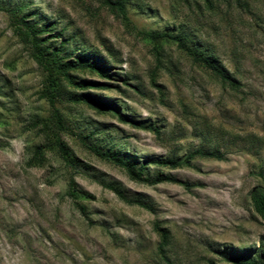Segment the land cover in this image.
<instances>
[{"label": "rangeland", "instance_id": "rangeland-1", "mask_svg": "<svg viewBox=\"0 0 264 264\" xmlns=\"http://www.w3.org/2000/svg\"><path fill=\"white\" fill-rule=\"evenodd\" d=\"M211 2L127 0L126 28L101 0H0L3 8H19L15 17L0 9V264H207L241 252L264 257V220L250 197L253 189L264 190V0ZM22 16L48 28L43 42L62 57L102 64L110 77L89 68L71 74L103 89L61 80L52 103L46 72L14 30ZM149 31L185 35L210 52L237 88L222 85L174 42L140 33ZM80 94L114 111L74 101ZM91 146L110 148L136 166L182 160L198 148L223 157L195 156L177 167L152 163L145 175L184 184H147ZM71 183L85 196L69 195ZM155 222L170 232L168 261L157 254Z\"/></svg>", "mask_w": 264, "mask_h": 264}, {"label": "trees", "instance_id": "trees-1", "mask_svg": "<svg viewBox=\"0 0 264 264\" xmlns=\"http://www.w3.org/2000/svg\"><path fill=\"white\" fill-rule=\"evenodd\" d=\"M204 1L208 5H212L211 0ZM101 2L120 18L121 22L126 28L131 27V23L126 12L127 0H101ZM0 9H5L9 13H11L10 15L15 17L19 8L7 9L3 8L0 5ZM13 24L15 32L19 35L21 41L29 48L31 55L35 59L37 65L46 72L44 91L48 96V99L52 103L59 91L61 80H65L70 85L76 86L80 89H103L102 86L105 84H100L94 80L87 79L77 81L71 74V71L73 70L89 68L90 71H95L96 73L104 77H110V74L106 72V69L102 64H99L93 60L89 61L81 56H76L75 58L62 57L60 54V49L48 46L43 42L42 34L45 33L48 28H46L45 25L38 26L37 24L30 23L25 16H22L19 20L13 22ZM15 25H20L19 27L22 28H19ZM140 33L145 37L153 40L174 42L178 49L184 52L194 64L208 70L211 75L215 77L222 85H228L229 87L234 89L237 88L238 81L217 62V60L210 54V52L205 51L198 46L189 44L185 35L181 33L153 31ZM73 100L84 102L88 106L96 109L107 108L114 111L110 104L105 103L102 101V99L90 94H80ZM115 113H117V116L121 121L130 122L136 127H147L139 124L133 119L123 116L119 112ZM54 115L60 117L57 111H55ZM54 142L58 149L62 152V154L65 157L70 158L66 144L56 137ZM91 149L99 157L110 161L113 164L121 166L126 171L130 179L147 184H154L162 181L184 184L174 177L166 176L161 173L153 176L145 175L143 173V170L152 163L162 166L177 167L183 164L188 165L190 163V159L195 156L214 159H222L223 157L218 150H206L198 148L192 152H189L182 160H179L177 158L148 159L141 161L139 165L136 166L135 162L126 160L125 157L110 148L104 149L98 146H91ZM39 150V147H37L34 151V156L36 154H39ZM27 163L31 164L33 162H31V160H28ZM110 187L120 198L124 199L123 194L117 188L113 186ZM83 193L84 192H81L80 190H76V188L74 187V183L70 184L68 191L69 195L76 197L80 194V196H85ZM250 197L254 211L264 220V190H262L261 188L253 189ZM153 229L158 235L157 254L161 259L168 261L167 248L170 245L171 241L170 232L168 228L160 225L158 222H155L153 224ZM207 264H264V257H252L247 255L246 253L241 252L225 256L224 262L222 263L209 261Z\"/></svg>", "mask_w": 264, "mask_h": 264}]
</instances>
